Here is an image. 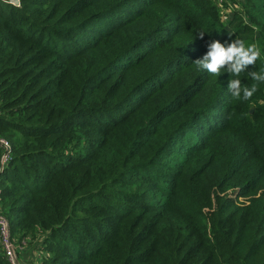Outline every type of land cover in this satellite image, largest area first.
Masks as SVG:
<instances>
[{
    "label": "trees",
    "instance_id": "trees-1",
    "mask_svg": "<svg viewBox=\"0 0 264 264\" xmlns=\"http://www.w3.org/2000/svg\"><path fill=\"white\" fill-rule=\"evenodd\" d=\"M237 38L264 70V0H0L13 241L37 264H264V83L235 100L247 72L194 63Z\"/></svg>",
    "mask_w": 264,
    "mask_h": 264
},
{
    "label": "clouds",
    "instance_id": "clouds-1",
    "mask_svg": "<svg viewBox=\"0 0 264 264\" xmlns=\"http://www.w3.org/2000/svg\"><path fill=\"white\" fill-rule=\"evenodd\" d=\"M203 38L204 32L199 33ZM261 51L257 44H246L243 39H234L230 43H221L213 40L207 45V52L202 58L194 63L202 71H207L212 76L219 77L222 69L230 77H239L241 73L247 72L253 83L249 86L242 84L241 79L233 78L229 80L228 91L235 100H250L259 90V85L264 83V70L247 71L249 66L255 65L260 59Z\"/></svg>",
    "mask_w": 264,
    "mask_h": 264
},
{
    "label": "built area",
    "instance_id": "built-area-1",
    "mask_svg": "<svg viewBox=\"0 0 264 264\" xmlns=\"http://www.w3.org/2000/svg\"><path fill=\"white\" fill-rule=\"evenodd\" d=\"M0 147L3 152L1 155L0 165L4 166L9 161V143L5 139H0ZM25 241L24 239L18 242L13 241L10 235V228L8 221L0 216V251L6 257L9 264H19L17 258V250L20 242Z\"/></svg>",
    "mask_w": 264,
    "mask_h": 264
},
{
    "label": "rangeland",
    "instance_id": "rangeland-1",
    "mask_svg": "<svg viewBox=\"0 0 264 264\" xmlns=\"http://www.w3.org/2000/svg\"><path fill=\"white\" fill-rule=\"evenodd\" d=\"M4 1H7L13 5L18 4V0H4ZM223 1L224 0H213L215 5L217 6V8L220 9V11L223 13V18L225 19L227 17H230L232 8L237 7L240 4L241 0H228L227 1L228 6L226 8L223 5V3H224ZM74 20H76V19H74ZM35 242L36 241H34L33 239H31L29 241L25 240V241L20 242V244L18 245V251H20L19 255H20V253H22V251H26V252L28 251L29 252L31 249H33V244ZM20 257H22V256H20ZM21 259L22 258H20V260ZM27 259H29V258H27ZM26 263H28V260H26ZM30 263H31V261H30Z\"/></svg>",
    "mask_w": 264,
    "mask_h": 264
},
{
    "label": "crops",
    "instance_id": "crops-1",
    "mask_svg": "<svg viewBox=\"0 0 264 264\" xmlns=\"http://www.w3.org/2000/svg\"><path fill=\"white\" fill-rule=\"evenodd\" d=\"M19 252L20 251L17 250V258H18L19 264H37V262H36L37 261V258H36L37 257V250L31 249L29 252L28 251L27 252L22 251V253H20V255H19ZM20 256H22V257H20ZM20 258H22V259L20 260ZM27 258H29V259H27ZM26 260H28V263H26ZM29 260L31 261V263Z\"/></svg>",
    "mask_w": 264,
    "mask_h": 264
},
{
    "label": "water",
    "instance_id": "water-1",
    "mask_svg": "<svg viewBox=\"0 0 264 264\" xmlns=\"http://www.w3.org/2000/svg\"><path fill=\"white\" fill-rule=\"evenodd\" d=\"M250 111H252V109H250Z\"/></svg>",
    "mask_w": 264,
    "mask_h": 264
}]
</instances>
